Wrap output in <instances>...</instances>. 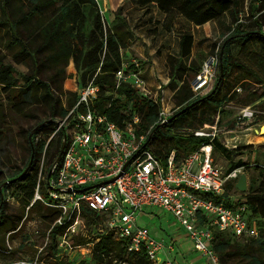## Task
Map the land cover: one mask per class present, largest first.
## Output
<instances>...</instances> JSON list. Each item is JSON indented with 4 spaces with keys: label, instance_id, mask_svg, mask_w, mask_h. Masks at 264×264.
<instances>
[{
    "label": "trees",
    "instance_id": "trees-1",
    "mask_svg": "<svg viewBox=\"0 0 264 264\" xmlns=\"http://www.w3.org/2000/svg\"><path fill=\"white\" fill-rule=\"evenodd\" d=\"M131 1L141 7L155 4L167 18L173 14L185 18L196 26L216 21L225 14L236 20L239 9V0ZM248 6L252 15L264 9V0H252ZM261 27L259 25L257 31H245L241 30L240 25H236L231 41L244 44L246 41L254 40L264 48ZM132 40L133 35L122 20H117L108 31H105L96 0H0V41H4L0 42V85L13 105L21 110L24 108L31 112L40 111L44 116L27 132L28 155L24 162L26 171L19 170L0 181V233L14 232L25 213L30 214L34 210H44V213L52 216V222L56 217L53 211L43 209L38 203L30 206V203L37 181L36 163L46 139L54 129L53 124L48 121L66 115L62 98L65 99L67 108L72 107L76 101L75 94L64 91L66 68L70 61L75 67L81 86L93 81L100 87L101 92L95 108L109 121L119 128H124L126 122L130 120L131 112L134 111L140 118L136 129L138 134L155 124L158 105L152 100L140 97L136 90L127 84L120 85L114 91V72L120 68L122 51ZM231 41L224 42L220 47L219 74L212 89L203 96L194 97L190 88L191 81L200 70L196 59L192 57V35L183 34L179 42L178 56L167 57L166 66L170 77L173 78L169 88L173 92L172 99L177 110L163 126L157 128L155 135L147 144L162 161L174 151L175 160L179 162L208 140L191 135L182 136L179 134L180 130H197L206 125L213 127L216 116H219L221 121L224 115L228 114L229 111L225 108L232 101L231 97L224 93V78L229 65L227 46ZM2 49L6 51L11 61L5 62V57L1 54ZM15 65L27 68V73L22 76L26 86L24 91L18 88ZM221 69L222 75L218 82ZM247 75H250L249 78L247 76L242 80H253L261 84L259 78L251 72L247 71ZM217 82L218 86L214 89ZM27 93L30 94V102L24 98ZM249 99L245 100L241 107L249 106L252 101H259L261 96ZM259 103L264 111V100ZM257 119L264 121V116H257ZM35 128L37 129L31 134ZM256 130L257 136L250 132L254 138H258L261 128ZM41 133L44 135L42 138L39 136ZM56 143L53 141L50 144V157L54 156ZM218 147L219 144L215 140L213 149L216 150ZM31 158V164L28 166ZM242 167L244 164L239 161L228 171ZM13 187L20 194V199L16 194H10V188ZM7 194L13 195L21 205V215L16 220L6 214ZM242 196L251 215L260 218V225L264 228V170L260 187L255 190L250 187L248 194ZM82 217L87 225L104 220L87 209L82 211ZM64 232L65 227L61 226H55L49 232L48 237L52 242V246L48 248L52 257L51 264H72L63 261L57 255V237ZM95 239L97 241L94 242L90 255L76 264H84L85 259H89L93 264H151L142 251L128 252L125 245L116 241L111 233L102 234ZM70 242L73 246H86L91 240L75 237ZM212 248L221 264H264V241L261 239H238L229 233H215ZM4 250H6L4 239L0 238V254Z\"/></svg>",
    "mask_w": 264,
    "mask_h": 264
},
{
    "label": "built area",
    "instance_id": "built-area-1",
    "mask_svg": "<svg viewBox=\"0 0 264 264\" xmlns=\"http://www.w3.org/2000/svg\"><path fill=\"white\" fill-rule=\"evenodd\" d=\"M96 2L105 19L103 10ZM261 31L264 33V26ZM216 64V56L203 62L190 84L194 97L203 96L211 90L215 82L213 69ZM65 82H68V86L65 88L64 83V91L75 94L76 101L67 108L62 98L66 115L48 121L54 129L46 139L36 163L37 181L30 203V206L38 203L56 214L47 236L53 227H65V232L57 237V255L60 258L76 252L82 260L90 255L97 241L89 239L84 233V209L105 220L107 230L104 234L111 233L116 241L125 245L128 252L142 251L151 264H174L170 256L177 244L172 240L154 238L146 226L138 225V214L146 209L156 215L164 212L173 216L192 242L193 250L207 264H221L212 248L215 233L264 241L261 220L251 215L244 197L226 196L228 183L237 182L243 167L224 173L214 165L213 144L218 135L219 116L215 117L213 130L179 131L182 136L208 139L195 152L177 162L173 151L162 161L147 144L157 128L163 126L177 109L173 111L168 108L163 97L159 98L148 90L133 59L128 62L122 60L120 68L114 72V91L120 85L127 84L140 97L158 105L157 121L140 134L136 132L140 123L137 112L132 111L125 127L119 128L96 110L100 87L93 81L81 86L72 61L66 68ZM235 91L240 93L241 89L236 88ZM257 116L258 112L251 106L238 107L236 123L241 126L244 122L250 123L245 129H240L243 130L241 133L250 130L258 134L256 129L262 122L256 121ZM239 132L223 131L222 146L231 151L237 150L242 142L232 141ZM53 141L57 142V149L50 157V144ZM5 202L18 204L10 194H7ZM75 237L89 239L91 243L72 246L70 241ZM161 256H164L163 260ZM2 264L27 262L17 260Z\"/></svg>",
    "mask_w": 264,
    "mask_h": 264
},
{
    "label": "rangeland",
    "instance_id": "rangeland-1",
    "mask_svg": "<svg viewBox=\"0 0 264 264\" xmlns=\"http://www.w3.org/2000/svg\"><path fill=\"white\" fill-rule=\"evenodd\" d=\"M97 1L105 14V19L103 18L105 31H108L117 20H122L127 26L126 16L135 15L136 9H131L134 4L131 0ZM251 1L252 0H247L246 3V0H239L236 20H233L232 17L225 14L216 20V22H211L210 25H206L202 28H193L190 24L178 19V16L173 14L168 18L165 17L164 20L163 17L155 15L153 25H161L162 23L161 26H163L164 30L167 28L165 26H168V30L172 29V33H177V35L181 33H191L194 39L192 56L196 59L200 68L203 62L209 57H217V64L213 69L214 80H216L219 74L218 54L220 47L224 42L231 41V36L233 35L236 25H240L241 30L245 31H257L259 25L264 26V9L250 15L248 4ZM175 37L178 36H169L167 38L169 41L168 49L172 53H174L175 49L178 47V41ZM160 50L161 49H159V51ZM1 54L5 57V62L11 61L4 49H2ZM132 55L134 56V54ZM227 55L229 57V65L227 74L224 78V93H226L228 97H231L232 102L225 108V110L229 111L228 114L224 115L221 121H219L217 127L218 135L216 137L219 147L213 151V159L214 165L224 173L230 172L228 170L239 161L244 164L240 174L243 173L247 176V191L245 193L238 192L235 189L236 181L229 182L226 189L227 197L231 196L238 198L241 195L248 194L250 187L254 190L258 189L262 182V171L264 170V135H258V138L260 136L258 139L251 136L250 132L252 131H244L241 133L243 130L240 129H245L250 123L244 122V125L241 126V124L236 123L235 117L238 107H241L245 100L249 101L250 97L259 95L261 99L259 101L250 102L249 106H251L254 111L258 112V116H264V111L259 103L264 100V48L260 43L254 40L246 41L244 44H237L231 41L227 46ZM128 59V56L123 54L122 60L128 62ZM143 63L147 64L146 62ZM144 67L145 65L143 68ZM15 69L19 84L18 88L24 91L26 86L24 85L22 76L27 73V68L23 65H15ZM245 70L257 76L261 84L253 80H242V78L247 76L249 78L250 76L247 75V71L245 72ZM167 74L170 75L169 71ZM172 79L173 78L170 77V82ZM192 82L193 80L191 83ZM243 84H247V86H243ZM67 86L68 82H65V88H67ZM236 88H240L241 92L237 93L235 91ZM251 94L254 95L251 96ZM10 98H12V95ZM24 98L30 102L29 93L25 94ZM172 102L174 103L173 99ZM43 118L44 116L40 111L31 112L26 111L24 108L21 110L19 107L13 105L0 85V181L19 170H26V168H24V162L28 155L27 132L34 128ZM257 120L258 119H256V121ZM261 122L262 125H264V121ZM200 129L213 130V127L206 125ZM230 129L237 131V133L240 131L232 142L242 143L239 144L237 150H229L231 152H227L221 148L223 146L220 141L222 142L223 140V131ZM260 132L262 133L263 129H261ZM255 135L257 136V134ZM39 136L42 138L44 135L41 133ZM251 141H253V143L250 144ZM12 193L16 194L18 199H20V194L15 191V187L10 188V194ZM5 211L6 214L16 220L20 218L21 205L19 203L14 205L7 204L5 206ZM43 211L34 210L30 214L25 213L14 232L0 233V238L4 239L6 248V250L0 254V264L17 260H23L27 262V264H51L52 257L48 248L52 246V242L47 236V232L52 222V216ZM161 214L162 215H156L154 212L145 213L143 211L138 214L137 222L138 224L140 222L145 223L150 234L154 237H162L166 240L174 237L176 240H179V242L181 241V244L175 247V252L171 254L170 260L174 264H189L188 261L180 255L183 253H189V255L192 256L195 255L192 242L185 239L182 228L173 216L164 212ZM106 230V222L102 219L97 224L87 225L85 223L84 226V233L89 239H95L97 236H101ZM71 245L73 246V244ZM173 256L175 259H173ZM161 258L163 260L164 256H161ZM80 259V254L76 252H71L67 257H63V261L72 264ZM195 259L196 257L193 258V260ZM84 262V264H93L89 259H85Z\"/></svg>",
    "mask_w": 264,
    "mask_h": 264
},
{
    "label": "crops",
    "instance_id": "crops-1",
    "mask_svg": "<svg viewBox=\"0 0 264 264\" xmlns=\"http://www.w3.org/2000/svg\"><path fill=\"white\" fill-rule=\"evenodd\" d=\"M131 9H136L135 15L126 16V21H127V26L129 27V30L133 35V40L131 41L129 46L124 51H122V55L125 54L126 56H128L129 58L128 60L133 59L136 62L137 70H139V72L141 73V78L145 82L148 90L154 95L157 94L159 98L163 97L166 106L174 111L175 109H177V107L172 102L173 92L168 87V84L170 82V75L167 74L168 68L166 66V59L169 56H178L179 42L183 34L181 33L177 35V33H172L173 32L172 29L168 30V26H165L167 28H165L164 30L163 26H161L162 23L161 25L160 24L153 25L155 21L154 19L155 15H159L160 17H163V20L166 17L164 13L158 10L155 4L147 5L143 7L133 4ZM178 19L187 22L193 28H202L205 27L206 25H210L211 22H216V21H210L203 26H196L183 17L178 16ZM186 34L192 35L191 33H186ZM169 36L170 37L178 36L175 37L178 41V47L177 49H175L174 53L170 52V50L168 49L169 41L167 40V38ZM193 44H194V39H193ZM159 49L161 50L159 51ZM132 54H134V56ZM141 61L146 62L147 64H144ZM144 65L145 67L143 68ZM159 86H161L160 90L158 89ZM263 126L264 125H260L259 128H262ZM144 212L151 213L152 210L146 209ZM138 225L147 226L145 223L142 222H140ZM183 234L185 233L183 232ZM150 235L154 237L152 234ZM185 235H184L185 239L191 242ZM157 239H162V237ZM171 240L175 242V245L177 244L176 246L181 244V241L179 242V240H176L174 237L170 238L168 241ZM180 256L184 258L186 261H188L189 264H207L205 259L199 256L196 252L194 256L189 255V253L186 254L183 253ZM194 257H196L195 260H193ZM173 259H175L174 256Z\"/></svg>",
    "mask_w": 264,
    "mask_h": 264
},
{
    "label": "water",
    "instance_id": "water-1",
    "mask_svg": "<svg viewBox=\"0 0 264 264\" xmlns=\"http://www.w3.org/2000/svg\"><path fill=\"white\" fill-rule=\"evenodd\" d=\"M221 75H222V69L220 70V76L218 77V82L220 81L221 79ZM218 82L215 84L214 86V89H216V87L218 86ZM214 91V90H213ZM31 137V135L29 136V138ZM63 150V145H62V148H61V151H60V154ZM31 161H32V158L28 164V166H30L31 164ZM26 170H24L25 172ZM235 189L240 192V193H245L247 191V176L245 174H240L239 177H238V180L237 182L235 183ZM83 191V190H81Z\"/></svg>",
    "mask_w": 264,
    "mask_h": 264
},
{
    "label": "bare ground",
    "instance_id": "bare-ground-1",
    "mask_svg": "<svg viewBox=\"0 0 264 264\" xmlns=\"http://www.w3.org/2000/svg\"><path fill=\"white\" fill-rule=\"evenodd\" d=\"M261 129H263V132H262V133L260 132L259 134H260V136H263V135H264V126H263ZM253 130H254V129H253ZM248 131H250V130H248ZM251 143H253V141H251L250 144H251ZM252 145H253V144H252Z\"/></svg>",
    "mask_w": 264,
    "mask_h": 264
}]
</instances>
